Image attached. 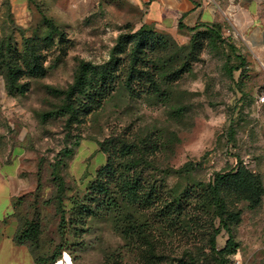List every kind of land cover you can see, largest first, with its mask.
Masks as SVG:
<instances>
[{
    "label": "rangeland",
    "instance_id": "obj_1",
    "mask_svg": "<svg viewBox=\"0 0 264 264\" xmlns=\"http://www.w3.org/2000/svg\"><path fill=\"white\" fill-rule=\"evenodd\" d=\"M143 17L125 0H0V147L20 149L30 184L18 210L21 230L29 232L26 240L42 264H264V69L228 37L156 31L169 44L152 55L159 92L132 94L122 78L106 85L102 104L79 118L65 110V92L80 65L108 63L119 38L137 32ZM51 35L49 48L43 41ZM32 40L46 56L43 78L25 68L34 61ZM186 64L185 74L171 82ZM16 71L18 80L11 78ZM25 83L30 91L18 93ZM120 134L140 148V162L118 159L127 166L124 177L101 191L97 180L109 158L101 145ZM147 143L154 144L150 156ZM240 162L261 177L263 199L256 208L239 205L242 216L229 224L232 232L223 228L217 237L218 250L229 240L233 247L219 256L211 236L220 220L211 225L204 215L196 228L197 208L189 199V214L175 221L180 212L174 213L168 221L161 200L173 203L193 186L208 187L216 173ZM125 178L130 188L140 181L158 199L130 205L119 186ZM140 227L161 238L155 251L139 237Z\"/></svg>",
    "mask_w": 264,
    "mask_h": 264
},
{
    "label": "trees",
    "instance_id": "obj_2",
    "mask_svg": "<svg viewBox=\"0 0 264 264\" xmlns=\"http://www.w3.org/2000/svg\"><path fill=\"white\" fill-rule=\"evenodd\" d=\"M181 31H188L190 33H197L199 31H205L211 34H215L221 37L223 34L221 27H211L204 30L198 28H185L184 25H180ZM162 36L159 35L156 30L143 26L137 32L131 31L129 34L119 38L117 46L111 56L108 63L104 65H93L91 63H82L79 67V71L75 80V83L70 89L65 92L66 105L65 110L71 115L72 118H79L84 109H94L95 105H101L103 100L108 95L106 85L112 84L114 87L119 79L125 78L123 81L126 89L132 94L141 96L142 94L157 93L160 91L159 81V65L152 55L157 51L158 47L164 49L169 44H163ZM44 44L51 48L55 44L53 36H49L43 41ZM166 45V46H165ZM164 47V48H163ZM171 48L177 52H181V48L175 44H171ZM233 48V47H232ZM166 50V48H165ZM236 50V48H233ZM167 52V51H166ZM168 53V52H167ZM33 55V64L25 62V68H29L30 71L39 78H43L47 75V71L44 67L46 56L44 55L41 42L36 40L31 41L30 55ZM167 55L162 58H166ZM161 58V59H162ZM189 64L177 67L175 72L169 78L171 82L180 79L185 72ZM20 74H25L24 70L20 67ZM16 72H12L11 78H15ZM30 91V84L25 83L19 86L20 94H27ZM84 97V99H82ZM154 144H146L144 149L148 156L152 155L151 149ZM101 151L108 155L107 165L102 169L99 174L97 188L102 191L109 188L111 179H118L124 177L121 173L127 166L123 163H118V159H124L131 163H139L141 150L131 141H128V137L125 135L112 136L105 140L101 145ZM70 155L73 152H69ZM119 174V175H118ZM119 180V179H118ZM59 193L63 194L65 190V182L59 178ZM121 189L124 194V200L130 205L143 207L145 204H149L151 201L158 199L155 195V191L151 188H145L140 181L135 183V186H129L127 178L121 179ZM141 190V191H140ZM19 199V208L21 205V199ZM192 199L191 203L196 205L197 212L192 216L196 228H202L203 216H209L211 218V225L215 220H220L221 226L214 231L211 236L212 252L219 256H225L233 247V241L229 240L224 250H218L217 237L221 234L222 229H230L229 224L232 222H238L242 216V211L239 208L241 203H248L252 208L259 207L263 199V184L261 177L249 170L242 162L230 172H220L215 174V178L208 187L200 184L191 187L183 195L180 200H174L173 203L170 199L161 200L164 202L165 207L161 211V217L168 221L172 220L173 214L174 220L177 221L178 217H182L187 212L188 206H184V203ZM104 205V204H103ZM198 210L202 211L198 212ZM171 216V217H170ZM20 218V212H19ZM20 222L21 218H20ZM133 222V220H132ZM22 227V224H21ZM136 232L147 245L150 246L151 251H155L160 243L161 238L157 237L153 232H148L146 228L140 227ZM231 233V229L229 230ZM28 231L20 230L17 240L20 244H26L30 247L32 253V247L28 244L26 237ZM37 264H42L35 255Z\"/></svg>",
    "mask_w": 264,
    "mask_h": 264
},
{
    "label": "crops",
    "instance_id": "obj_3",
    "mask_svg": "<svg viewBox=\"0 0 264 264\" xmlns=\"http://www.w3.org/2000/svg\"><path fill=\"white\" fill-rule=\"evenodd\" d=\"M125 1L143 13L141 27L173 35L181 31V24L200 30L221 27L226 37L264 69V0ZM19 154L18 147H0V264H37L30 247L17 240L19 199L30 185L22 175Z\"/></svg>",
    "mask_w": 264,
    "mask_h": 264
},
{
    "label": "built area",
    "instance_id": "obj_4",
    "mask_svg": "<svg viewBox=\"0 0 264 264\" xmlns=\"http://www.w3.org/2000/svg\"><path fill=\"white\" fill-rule=\"evenodd\" d=\"M259 101L261 104H264V92L260 95Z\"/></svg>",
    "mask_w": 264,
    "mask_h": 264
}]
</instances>
